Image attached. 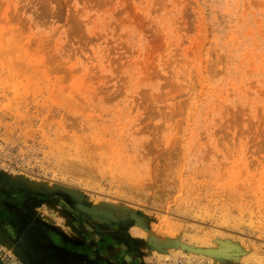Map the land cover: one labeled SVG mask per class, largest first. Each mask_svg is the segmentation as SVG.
<instances>
[{"label": "rangeland", "instance_id": "obj_1", "mask_svg": "<svg viewBox=\"0 0 264 264\" xmlns=\"http://www.w3.org/2000/svg\"><path fill=\"white\" fill-rule=\"evenodd\" d=\"M0 262L264 264V0H0Z\"/></svg>", "mask_w": 264, "mask_h": 264}, {"label": "bare ground", "instance_id": "obj_2", "mask_svg": "<svg viewBox=\"0 0 264 264\" xmlns=\"http://www.w3.org/2000/svg\"><path fill=\"white\" fill-rule=\"evenodd\" d=\"M76 160V159H75ZM80 164V166L82 165V166H85V165H83V162H80V161H78V160H76V161H74V163L73 164ZM87 167V166H86Z\"/></svg>", "mask_w": 264, "mask_h": 264}, {"label": "crops", "instance_id": "obj_3", "mask_svg": "<svg viewBox=\"0 0 264 264\" xmlns=\"http://www.w3.org/2000/svg\"><path fill=\"white\" fill-rule=\"evenodd\" d=\"M41 263H43V261H41Z\"/></svg>", "mask_w": 264, "mask_h": 264}, {"label": "water", "instance_id": "obj_4", "mask_svg": "<svg viewBox=\"0 0 264 264\" xmlns=\"http://www.w3.org/2000/svg\"><path fill=\"white\" fill-rule=\"evenodd\" d=\"M0 264H2V263L0 262Z\"/></svg>", "mask_w": 264, "mask_h": 264}]
</instances>
